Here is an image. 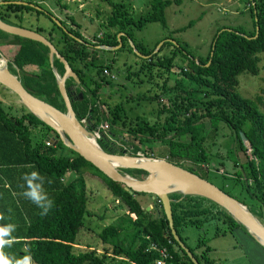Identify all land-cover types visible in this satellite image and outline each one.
<instances>
[{"label":"trees","instance_id":"1","mask_svg":"<svg viewBox=\"0 0 264 264\" xmlns=\"http://www.w3.org/2000/svg\"><path fill=\"white\" fill-rule=\"evenodd\" d=\"M24 1L28 3L0 4V19L42 33L64 56L79 78L77 91L82 93L81 98L77 94L70 95L72 109L79 118L90 108L89 117L94 119L92 125L103 122L105 132L97 138L102 149L116 152L120 148L107 138L108 134L121 142H129L133 154L138 151L144 153L147 147L152 150L151 154L160 157L166 154V159L187 169L192 167L182 165L183 159L192 164L201 163L202 166L197 164L200 169L195 171L197 174L206 178L210 169L220 175L221 183L227 186L223 189L217 185L219 188L233 197L228 187L244 193L248 200L235 198L250 205L253 213L264 217V101L259 94L246 97L236 89L237 75L240 72L256 74L257 63L260 57L264 58V0H246L250 28L227 25L216 28L206 52L198 55H193L185 43L177 41L172 35V32L190 26L194 19L161 37L162 43L155 50L160 39L148 48L132 40L133 29L141 28L145 21H158L165 27L164 8L179 0H149L147 9L137 16L132 14L131 0H103L110 10L103 18L101 36L93 34V41L82 34L71 14L64 13L67 21L58 18L61 23L58 25L50 16V9L42 7L41 2ZM57 2L59 0H55ZM66 7L65 3H60V10ZM39 14L44 15L48 23L30 22L33 15L34 19H38ZM23 20L29 23L22 25ZM117 33L121 34L117 36ZM117 37L120 44L115 51L126 46L136 57L134 64L123 62V78L129 79L135 86L148 83L146 91L153 90L150 95L126 94L124 103L129 104L127 109L132 110L134 99H144L154 104V112L141 106L140 113L129 114L121 100L111 104L99 98L101 85L114 80V77L104 74L103 69L113 73V69L117 71L118 68L113 66L114 57L105 60L98 54V50L105 49L95 45H117ZM0 38H3L0 44L9 46L7 51H10L4 55L11 56L8 67L12 72H15L12 64L17 67L21 84L33 95L64 110L48 63L47 46L1 30ZM128 39L143 55L132 51ZM30 66L34 69L30 70ZM53 66L59 74L62 73V63L55 57ZM172 74L173 82L169 84L167 80ZM71 82V78L65 79V85ZM146 112H153L154 118L147 119L144 116ZM222 126L226 127L231 141L226 153L231 157L232 169H227L221 154L212 149ZM240 132L247 140L246 145L240 138ZM49 136L53 141L47 139ZM149 141L155 142L154 146L145 145ZM156 148L159 149L154 150ZM239 153L243 156L240 161L237 158ZM213 162L216 166L210 167ZM68 170H72L73 176L63 179ZM121 170L132 176L145 175V170L139 168ZM33 171L43 177L36 183H41L43 191L54 201L46 215H42V210L24 195L27 185L23 177ZM85 171L100 177L126 209L96 232L102 245L100 253L90 244L80 248L76 240L83 226V217L89 212L83 177ZM138 193L144 192H129L122 183L110 179L66 147L53 129L27 109L15 113L11 104L0 101V215L3 216L0 227L14 226L10 237H5V240L12 239L13 242L3 248L13 262L31 256L33 264H113L114 261L118 264H154L160 256L159 249H163L166 253L163 264H194L171 236L157 198V208L145 209L135 197ZM168 196L173 227L185 244L180 234L181 227L187 224L201 226L213 217V213L210 214L209 208L203 205L202 199L206 198L202 196L180 197L177 192ZM210 203L217 205L212 201ZM218 210L229 227L238 224L224 209L219 207ZM189 250L196 257L194 251ZM115 256L120 260L116 261ZM199 256L207 263L210 261L204 253Z\"/></svg>","mask_w":264,"mask_h":264},{"label":"rangeland","instance_id":"2","mask_svg":"<svg viewBox=\"0 0 264 264\" xmlns=\"http://www.w3.org/2000/svg\"><path fill=\"white\" fill-rule=\"evenodd\" d=\"M36 1L41 2L40 5L42 7H48L53 16L64 18L65 21H67V19L64 16V13L71 14L76 22H78L82 34L90 41L94 40L93 34H96V36L99 37L101 36L99 34H102L104 30L102 26L104 23L103 18L110 10L109 5L103 0H59L57 3H55V0ZM130 2L132 14L137 16L147 9L149 0H131ZM60 3H65L67 7L60 10ZM164 16L166 19L165 27H163L158 21H145L141 28L133 29L132 40L140 43L143 47H151L155 41L159 40L164 35L169 34L170 30L186 24L190 19H194V22L190 26H187L183 30L172 32V35L177 41L185 43L187 49L190 50L193 55H198L204 54L208 49L210 38L216 28L222 25L242 27L244 29L250 28V17L246 0L173 1L164 8ZM198 16L200 17L198 18ZM33 17L34 15L31 17L30 21L33 24L48 23V20L44 15L39 14L38 19H34ZM27 23L29 22H26L25 20L21 22L22 25H26ZM161 40L162 39L159 41ZM117 48L118 46L111 50H98V54L105 60L113 56V66L118 68L117 71L113 69L115 71L113 72L114 80H111L110 83L101 85L99 88V98L106 99L111 104L121 100L123 102V108L129 114L140 113L142 108L144 110H153L154 112V104L147 102L144 99H134V104L131 103L134 108H132V110L127 109L129 104L127 105V103H124V96L126 94L150 95L153 90L149 92L146 91L145 86H148V83L146 84L143 82L142 85L135 86L129 79L123 78L124 72H121L124 68L123 62L125 64H134L136 62V57L126 46L119 51H115ZM166 48L169 50V47ZM8 57H10V55ZM257 64L258 72L256 74L240 72L237 75L238 84L236 89L242 96L246 97H253L255 94H259L264 101V58L260 57ZM31 68L34 69L33 66L29 67L30 70ZM174 69H176V67H174ZM142 77L145 78V75H142ZM173 78L174 75L172 74L169 76L167 82L171 84ZM85 80L86 84L90 85L89 80ZM133 80H136V78H133ZM0 93L7 100V104H11V110L15 113H19L21 109L26 110V108L20 103L18 97L8 88L0 85ZM135 102H140V104L137 105ZM101 110H105L103 105H101ZM153 112L152 114L146 112L144 116L151 120L154 118ZM83 124L86 123L84 122ZM221 128L217 133V140L212 149H217L219 154H221V157H219L223 159L222 163L228 169L230 167L231 157L227 156L228 153H226V149L231 145V141L230 137L227 136L226 127L222 126ZM100 132H105V127L103 128V131L99 129V133ZM106 136L115 146L123 148L126 153L133 154L129 142H121L111 135L108 136V134H106ZM154 143L155 142L149 141L145 145L154 146ZM150 151L152 150L146 147V153L138 151L135 154L156 156L151 154ZM160 151L162 152L161 149ZM65 152H67V150H65ZM162 157H166V154ZM237 158L239 161L242 160V154H237ZM181 162L184 166H191L196 172L200 171L198 165L202 166L201 163H197L198 165L192 164L186 159H183ZM215 164L216 163L213 162L212 165L210 164L209 166H216ZM73 174L72 170H68L65 174L66 177L63 179L68 180ZM219 176L220 175L211 172L210 169L206 173V178L211 180L214 184L223 187V189H226L227 185L224 183V186L221 183L222 178ZM83 177L86 184V207L89 212L83 217V226L79 230L76 240L80 243V248H86L85 245L90 244L96 248V252L100 253L102 252V245L99 242L96 232L103 225L115 220L116 216L123 211H126V209L120 200L111 194L100 177L88 171L83 173ZM228 189L229 192L238 199L248 200L245 197V194L239 192L237 189H233L232 187H228ZM135 197L143 207L149 206L151 201H156L155 197L148 193H138L135 194ZM202 203L209 208L210 214L213 213V217L208 221H204L201 226L187 224L181 227L180 234L182 235L186 246L191 248L197 256H199L200 253H204L205 256L210 259V264H260L257 263L258 261L256 259V252L253 249V242L249 243L247 239L238 237L236 233L230 231L231 227L227 225L226 221L222 220V214L219 212L220 210H218L219 206L210 203L207 199H202ZM248 207L250 208V205H248ZM216 210L218 211L216 212ZM255 215L264 222L263 216L258 214ZM248 236L251 237L249 234ZM115 257L116 261L120 260L117 256ZM202 263L207 264L203 260ZM113 264H118V262L114 261Z\"/></svg>","mask_w":264,"mask_h":264},{"label":"water","instance_id":"3","mask_svg":"<svg viewBox=\"0 0 264 264\" xmlns=\"http://www.w3.org/2000/svg\"><path fill=\"white\" fill-rule=\"evenodd\" d=\"M8 2L22 4L28 3L24 0H0V4ZM29 4L36 8H40L31 2H29ZM50 16L56 24L61 25L56 16ZM255 29H257V26ZM0 30L9 34L38 41L47 46L48 63L54 75L58 92L63 101L64 110H60L47 101L30 93L21 84L18 77L17 67L12 64L15 69V72H12L8 67V64L10 63L9 59L1 53L0 60L2 63L0 64V85L13 92L18 97L20 103L29 112L53 129L66 147L89 161L107 177L122 183L123 188L129 192L136 191L150 193L152 196L156 197L167 219L171 236L185 251L194 264H199V262L190 252L189 248L180 240L173 227L170 198L168 196L172 192H178L180 197L184 195H198L214 202L224 209L235 222L243 226L248 234L264 248V222L260 220L246 204L226 193L216 184L201 177L193 168L187 169L169 161L165 157L130 154L126 153L124 149H120L116 152H108L102 149L97 142L95 131L89 130V126L83 124L72 109L71 93H76L79 98H81L82 93L76 89L79 84V78L64 56L58 52L50 40L38 31L10 24L2 19H0ZM118 35L119 34H117V36ZM117 39L119 41L117 45L112 46L100 44L95 45V47L112 49L120 44V38L117 37ZM170 40L174 42L173 39ZM128 42L136 54L143 55L134 47V44L130 39H128ZM161 43L162 40L156 44L154 50ZM54 57L62 63L63 71L61 74H59L53 66ZM66 78H71V84L65 85ZM0 101L8 103L1 94ZM89 109L90 108H88L86 114L88 117ZM239 134L243 144L246 145V138L241 132ZM47 139L53 141V138L50 136L47 137ZM123 168L143 169L145 170V175L143 177H135L122 171L121 169ZM151 207L157 208V204L154 203ZM148 208L149 206L145 207V209Z\"/></svg>","mask_w":264,"mask_h":264},{"label":"clouds","instance_id":"4","mask_svg":"<svg viewBox=\"0 0 264 264\" xmlns=\"http://www.w3.org/2000/svg\"><path fill=\"white\" fill-rule=\"evenodd\" d=\"M23 179L27 185V189L24 192L25 197L30 199L42 210V215H46L52 208L54 201L43 191L41 183H36V181H41L43 177H41L36 171H33L26 174ZM2 218L3 216L0 215V219ZM13 230L14 226L12 225L0 227V264H33L31 256H25L23 259L13 262V260L7 257L3 252L4 246L6 244L10 245L13 242L12 239L5 240V237H10Z\"/></svg>","mask_w":264,"mask_h":264},{"label":"crops","instance_id":"5","mask_svg":"<svg viewBox=\"0 0 264 264\" xmlns=\"http://www.w3.org/2000/svg\"><path fill=\"white\" fill-rule=\"evenodd\" d=\"M8 37H10V36H8ZM5 39H7V37L5 38ZM1 40H3V38H0V41ZM9 48V46H8V44H5V43H1L0 44V52L4 55V53H6L7 54V49ZM5 56V55H4ZM11 57V56H10ZM8 59H9V57H7ZM1 94V93H0ZM154 203H156L155 201H151L150 202V204H149V206H150V208H151V204H154ZM145 208V207H144ZM255 214V213H254ZM230 231H232L233 233H236V235L238 236V237H241V238H245V239H247L248 241H249V243H251V242H253V249H254V251L256 252V259H257V263H264V248L259 244V243H257L253 238H251V237H249L248 236V232L242 227V226H240L239 224H237V225H235V226H231V228H230ZM79 246V245H78ZM196 257H198V259L196 258ZM196 259H197V261L199 262V264H203L202 263V258L201 257H199V256H197L196 255ZM204 261V260H203ZM207 263V262H206ZM207 264H210V262H208Z\"/></svg>","mask_w":264,"mask_h":264},{"label":"built area","instance_id":"6","mask_svg":"<svg viewBox=\"0 0 264 264\" xmlns=\"http://www.w3.org/2000/svg\"><path fill=\"white\" fill-rule=\"evenodd\" d=\"M101 35V34H99ZM103 73L106 74V75H109L110 77H114V74L111 73L108 69L104 68L103 69ZM82 123H86L88 126L91 125V129L95 131V136L96 138L99 137V135L101 134V132L99 133V129L102 130L103 129V122H99L97 125L93 126V122H94V119H91L90 117H88L86 114L84 116H81L78 118ZM48 143V142H46ZM153 247H155V245H151ZM159 252H160V256L157 257L155 260H154V264H163V261H164V257L166 256V253L164 252L163 249H159Z\"/></svg>","mask_w":264,"mask_h":264},{"label":"flooded vegetation","instance_id":"7","mask_svg":"<svg viewBox=\"0 0 264 264\" xmlns=\"http://www.w3.org/2000/svg\"><path fill=\"white\" fill-rule=\"evenodd\" d=\"M0 53H1V52H0ZM1 54H2V53H1ZM70 84H71V83H70ZM78 86H79V85H78ZM78 86H77V88H78ZM77 88H76V89H77ZM75 94H76V93H71V96H73V95L75 96ZM88 129H91V125L88 127ZM120 149H123V148H118V150H120Z\"/></svg>","mask_w":264,"mask_h":264},{"label":"bare ground","instance_id":"8","mask_svg":"<svg viewBox=\"0 0 264 264\" xmlns=\"http://www.w3.org/2000/svg\"><path fill=\"white\" fill-rule=\"evenodd\" d=\"M2 63V61L0 60V64Z\"/></svg>","mask_w":264,"mask_h":264}]
</instances>
